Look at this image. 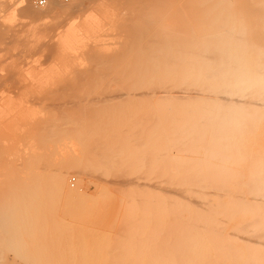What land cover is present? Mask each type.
<instances>
[{
  "label": "rangeland",
  "instance_id": "rangeland-1",
  "mask_svg": "<svg viewBox=\"0 0 264 264\" xmlns=\"http://www.w3.org/2000/svg\"><path fill=\"white\" fill-rule=\"evenodd\" d=\"M20 1L0 5V97L22 86L38 111H0V264H264V0H184L194 17L170 0L162 36L132 31L138 0H71L36 21L12 14ZM69 24L74 52H58ZM107 33L117 45L98 50Z\"/></svg>",
  "mask_w": 264,
  "mask_h": 264
},
{
  "label": "bare ground",
  "instance_id": "bare-ground-1",
  "mask_svg": "<svg viewBox=\"0 0 264 264\" xmlns=\"http://www.w3.org/2000/svg\"><path fill=\"white\" fill-rule=\"evenodd\" d=\"M6 0H0V5L2 4V3H4ZM33 1V2H32ZM76 1V0H75ZM172 1V0H171ZM171 1L170 0H138V2H137V8H135L136 9V15L134 14V16H136V17H134V20L132 19V25H131V29H132V31H136L139 35H141V36H144V35H152V34H157V33H161V35L160 36H162V33L163 32H167V31H171L172 29H173V27L175 26H171L170 24V22H172V19H174V18H177V16H173V18H170V12H171V9H174V10H176L175 9V6L173 5L174 3H172V5L173 6H171L170 5V3H171ZM175 1V0H174ZM190 1H193V0H187V2L189 3ZM197 0H195L194 2H196ZM224 2L226 1V0H223ZM238 1H240V0H238ZM247 1V0H246ZM249 1V0H248ZM247 1V2H248ZM256 1V0H255ZM255 1H253V2H255ZM259 1V0H258ZM13 2V1H12ZM82 2V1H81ZM177 2H179L178 0H176V2H175V5H176V3ZM257 2V1H256ZM264 2V1H263ZM5 3H7V2H5ZM236 3V2H235ZM249 3V2H248ZM70 4H71V0H65V1H61V0H46V2L43 4V5H39L38 3H37V0H21L20 1V5L18 6V7H13V5H15V3L14 4H12V6L9 8V9H11V11H13L12 12V14H15L16 13V11H21V13L24 15V16H26V17H29V18H31L32 19V21H36V20H38V19H40V18H43L44 16H46V15H48V14H50L51 12H53V11H55L57 8H67V7H69L70 6ZM80 5V1L75 5V6H77V5ZM83 4V3H82ZM178 4V3H177ZM182 4V2L179 4V7L180 6H182L183 8H184V10L186 11V9L185 8H187V7H185V5H184V0H183V4ZM237 4V3H236ZM251 5H252V3H250ZM250 4H248L249 6H250ZM78 5V6H79ZM195 5V4H194ZM193 5V6H194ZM2 6V5H1ZM0 6V7H1ZM82 6V5H81ZM80 6V7H81ZM84 6V5H83ZM87 6V5H86ZM90 6V5H89ZM88 6V7H89ZM170 6H171V8H170ZM188 6H190V5H188ZM197 6V5H196ZM206 6V5H205ZM236 6V5H235ZM239 6V5H238ZM241 6H243V5H241ZM260 6V5H259ZM259 6H257V7H259ZM264 6V5H263ZM252 8H253V5L251 6ZM250 7V8H251ZM256 7V6H255ZM8 8V7H7ZM84 8H86V7H84ZM200 7H198L197 9H199ZM249 8V9H250ZM259 8H261V6L259 7ZM81 9H82V7H81ZM169 9V11H167ZM180 9V8H179ZM177 10L176 11V14H177V12L178 11H180V10ZM239 9V8H238ZM255 9H257V8H255ZM74 10H75V7H74ZM73 10V11H74ZM174 10H172V12H173V14L175 13L174 12ZM200 11H201V9H199ZM199 10H198V12H199ZM246 10H248V8H246ZM252 10V9H251ZM251 10H248L249 12H251ZM257 10H259V9H257ZM187 11H190V12H187ZM186 11V13L187 14H191L193 17H194V15H193V11L194 10H187ZM225 11H227L226 13H230V10L229 9H225ZM242 11H244V9L242 10ZM255 11V10H254ZM75 12V11H74ZM171 12V13H172ZM240 12H241V10H240ZM256 12H258V11H256ZM261 12V11H260ZM197 13V12H196ZM243 13V12H242ZM262 13H264L263 12V10H262ZM175 14V15H176ZM180 14V13H179ZM179 14H177L178 15V18L180 17L179 16ZM198 14V13H197ZM243 14H245V13H243ZM242 14V15H243ZM261 13H256V16H259ZM51 15V14H50ZM49 15V16H50ZM131 15H132V13H131ZM169 15V19H168V16ZM251 16H252V14H250ZM263 15V14H262ZM262 15H260L259 16V18L260 17H262ZM187 17H188V19H190V22H191V17H190V15H186ZM186 16H184V18H183V16L182 17H180V18H182L183 20H182V22H184V19H186L187 17ZM200 16V15H199ZM197 17V18H199V20H201V18L202 17ZM133 17V16H132ZM186 17V18H185ZM193 17H192V19H193ZM247 17V16H246ZM179 18V19H180ZM211 18V17H210ZM250 19H251V17H249ZM263 18V17H262ZM86 21H87V24L90 26V27H93V28H95L97 31L98 30H101V28H100V25L98 24V21H97V19H96V17L92 14V12H89V13H87V16H86ZM166 19L167 20H169V23L166 21ZM171 19V20H170ZM248 19V18H247ZM175 20V19H174ZM196 20H198V19H195L194 20V22H196ZM203 20V19H202ZM245 20H246V18H245ZM178 22H179V20H178ZM177 22V23H178ZM185 22H186V20H185ZM204 22H205V19H204ZM247 22H248V20H247ZM76 23V22H75ZM187 23V22H186ZM185 23V24H186ZM198 23V22H197ZM190 24V23H189ZM189 24H186V25H189ZM196 24V23H195ZM254 24V23H253ZM74 25V24H73ZM72 24H69L66 28H65V30L64 31H62V32H60V33H56V35H54V40H53V42L52 43H49V45H52L53 47H55L57 50H58V52H74V48H73V46H74V44H75V41H76V39H75V35H74V26H73ZM130 25V24H129ZM172 25H173V22H172ZM186 25H184V23H183V25H181L180 26V23H178L177 25H176V27H178V28H180L181 29V27L183 26V28H185L184 26H186ZM247 25V24H246ZM0 26H1V23H0ZM129 27V26H128ZM172 27V28H171ZM194 27H197V26H194ZM181 29V34L180 35H182V34H184L183 33V31L184 30H188V29H186V28H189V27H186L185 29ZM113 29H115V28H111V30L110 31H112ZM171 29V30H170ZM189 31V30H188ZM188 31H186V33L188 32ZM197 31V30H196ZM29 33H28V35H27V37L29 38V40H30V42H32V43H35V41H33V39L34 40H37L38 39V37H37V32H36V30H35V26H30V29H29V31H28ZM253 33V32H252ZM256 33H259L258 32V30H257V32ZM255 33V36L257 35ZM169 34V36H170V34H172L173 36H174V34H173V32L172 33H170V32H168L166 35H168ZM260 34V33H259ZM108 37H107V39H105L103 42H101V43H99V46L97 45V43H95V45L97 46V48H98V50H105V51H107V50H113L114 49V47L117 45V42H116V40L115 39H113V37H112V34L110 33L109 35H108V33L106 34ZM165 35V33L163 34V36ZM171 35V36H172ZM199 35H200V33H199ZM202 35H204V34H202ZM1 36H3L2 34H0V38H1ZM170 36V37H171ZM178 35H176V36H174V37H176V39H175V42L179 39V37H177ZM189 36V35H188ZM201 36V35H200ZM252 36H254V35H251V37ZM168 37V36H167ZM202 37V36H201ZM3 38V37H2ZM37 38V39H36ZM165 38H166V36H165ZM178 38V39H177ZM183 38V39H182ZM186 37H184V35L180 38V39H182V40H180L181 42L183 41V42H185V41H188L189 42V40H188V37L185 39ZM203 38V37H202ZM257 38V37H256ZM160 39H161V37H160ZM184 39H185V41H184ZM205 39H206V37H205ZM252 39V38H251ZM178 40V41H179ZM254 40V39H253ZM253 40H251V41H253ZM177 41V42H178ZM179 41V44L181 43ZM156 42V41H155ZM154 42V43H155ZM160 42H162V41H160ZM257 42V41H256ZM255 41H254V43L255 44H258L259 45V43H260V41L258 40V42L256 43ZM136 43V42H135ZM165 43V42H164ZM186 43V42H185ZM207 43V42H206ZM0 44H4V42H0ZM159 44V43H158ZM157 44V45H158ZM161 45H162V43H160ZM194 44H196V43H194ZM262 44V43H261ZM260 44V45H261ZM48 45V46H49ZM186 45V44H185ZM160 45H158L157 47H159ZM263 46V45H262ZM149 47V46H148ZM156 47V48H157ZM144 49H146V48H144ZM149 49V48H148ZM179 49L181 50L182 48L181 47H179ZM157 50V49H156ZM104 51V52H105ZM165 51V50H164ZM103 52V53H104ZM214 52V51H213ZM163 54V53H162ZM182 54V53H181ZM178 55V54H177ZM154 56V55H153ZM184 56V55H183ZM202 56V55H201ZM160 57V56H159ZM203 57V56H202ZM201 57V58H202ZM205 57H207V55H205ZM154 58H156V57H154ZM191 58V57H190ZM213 58V57H212ZM99 61H101L102 59H103V57H98L97 58ZM193 59V58H192ZM98 60H97V62H98ZM109 60V59H108ZM185 60V59H184ZM170 61V60H169ZM100 63H102V62H100ZM104 63V62H103ZM108 63H110V61H108ZM107 63V64H108ZM182 63H183V61H182ZM211 64V63H210ZM102 65V64H101ZM101 65H100V67H101ZM103 66H104V64H103ZM212 66V65H211ZM110 67H111V65H110ZM102 68V67H101ZM105 68V67H104ZM212 68V67H211ZM214 68V67H213ZM106 69V68H105ZM104 69V70H105ZM185 69V68H184ZM89 70V69H88ZM90 70H94V69H92L91 67H90ZM89 70V71H90ZM210 71H212V70H209V72ZM91 72V71H90ZM95 72H98V70H95ZM107 72H109V71H107ZM195 73V72H194ZM108 74V73H107ZM107 74H104V75H107ZM213 74V73H212ZM80 75V77H81V75H83V74H79ZM99 75H100V73H99ZM102 75V74H101ZM103 75V76H104ZM214 75V74H213ZM84 76V75H83ZM83 76L81 77L82 79H84L83 78ZM87 76V75H86ZM92 76V75H91ZM210 76H211V74H210ZM77 77V76H76ZM107 77V76H106ZM80 78V79H81ZM89 78V77H88ZM78 79H79V77H78ZM77 79V80H78ZM79 79V80H80ZM104 79V78H103ZM87 80V82L89 81L88 79H86ZM86 80H84V81H86ZM114 80H116V79H114ZM114 80H112L113 82H114ZM119 80V79H118ZM90 81H91V77H90ZM93 82H95V81H93ZM117 82V81H116ZM120 82V81H119ZM211 82H213V81H211ZM91 83V82H90ZM118 84V83H117ZM0 85H3L4 86V88H5V86H7V84H5V82L3 81V82H0ZM75 84H72V83H66V86L68 87H70V89L68 90V91H64L65 92V95H66V93L67 94H69V95H71L72 94V96H73V94H75V92H73V90L75 89V90H77V89H81L80 87H79V85H78V81H77V85H78V88L76 89V88H73V86H74ZM91 85H93V83L91 84ZM90 84H89V88L88 89H90L91 86ZM113 85V84H112ZM65 88H66V86L65 85H63ZM62 86V87H63ZM85 86H87V85H85ZM114 86V85H113ZM38 87H40V85L38 86ZM61 87V86H60ZM63 87V88H64ZM88 87V86H87ZM169 87V86H168ZM10 89H9V91L7 90V94H3V96H1L0 97V111H5V110H8V109H17V110H20V112H23V110L24 109H27V110H34V114H36V112L38 111L37 110V104H36V101L35 100H37L38 98L37 97H34V98H32V96L34 95V92H30V91H28V90H26L24 87H18V86H14V85H10V87H9ZM72 88H73V90H72ZM12 89V90H11ZM104 89V88H103ZM124 89V88H123ZM152 90H155V88L153 89V88H151ZM181 89H183L184 90V88H181ZM4 91H5V89H3ZM72 90V91H71ZM125 90V89H124ZM178 90V89H177ZM3 91V92H4ZM59 91H61V89L59 88ZM89 91V90H88ZM109 91H111V88H110V90ZM145 91V90H144ZM167 91V90H166ZM179 91V90H178ZM187 91V90H186ZM190 91H192V90H190ZM214 91V90H213ZM64 92L62 91V92H60V94L61 93H63L64 94ZM104 92V91H103ZM102 92V93H103ZM113 92V91H112ZM111 92V93H112ZM160 92V91H159ZM176 91H174V93H175ZM214 92H216V91H214ZM87 93V92H86ZM102 93H101V91H100V94L102 95ZM114 93V92H113ZM112 93V94H113ZM119 93H121V92H119ZM139 93V92H138ZM143 93V95H144V92H142ZM158 92H156V94H157ZM164 93V92H163ZM180 93V92H179ZM59 94V93H58ZM78 94V93H77ZM84 94V93H83ZM91 94H93V92H91ZM99 94V95H100ZM110 93L109 92H107L106 93V95L108 96ZM112 94H110L109 96L111 97V95ZM133 94V93H132ZM159 94V93H158ZM173 94V93H172ZM178 94V93H177ZM183 94V93H182ZM79 95V94H78ZM85 95V97L87 96L86 94H84ZM126 95V94H125ZM140 95H141V93H140ZM155 95V94H154ZM60 96V95H59ZM61 96H63V95H61ZM81 96V95H80ZM80 96H78V98L80 99ZM92 96V95H91ZM103 96H105L104 94H103ZM113 96H115V95H113ZM118 96H119V94H118ZM117 96V98H119V97H121V96H119L118 97ZM146 96V95H145ZM160 96V95H159ZM178 95H176V97H177ZM188 96V95H187ZM189 96L191 97V96H193V97H195L194 95H190L189 94ZM68 97V96H67ZM73 97H75V95L73 96ZM72 97V98H73ZM77 97V96H76ZM83 96H81V98H82ZM93 98H94V96H92ZM155 97V96H154ZM174 97H175V94H174ZM179 97V96H178ZM183 97H184V95H183ZM193 97H191V98H193ZM206 97H208V96H206ZM64 98V97H63ZM71 98V97H70ZM95 98H96V96H95ZM95 98L93 99V100H95ZM111 98H113V97H111ZM114 98H116V97H114ZM151 98V97H150ZM221 98V97H220ZM223 98V97H222ZM102 99V98H101ZM63 100V99H62ZM65 100H66V98H65ZM81 100V99H80ZM80 100H78V103H79V101ZM85 100H88V98L86 97V99ZM98 100V96H97V98H96V101ZM104 100L106 101L107 100V102H108V100H110L109 99V97H107V98H105L104 99V97H103V101H101V102H103L104 103ZM227 100V99H226ZM233 100V99H232ZM73 101H75V103H77V100H75V98H74V100ZM84 101V100H83ZM82 101V102H83ZM89 101V100H88ZM96 101H94V102H96ZM228 101V100H227ZM60 102V104H61V101H59ZM63 102V101H62ZM85 102V101H84ZM93 102V103H94ZM98 102V101H97ZM68 103V102H67ZM76 104V107H77V105H79V104ZM99 103V102H98ZM245 103H246V101H245ZM74 104V103H73ZM90 104H92L91 102H90ZM67 105V104H66ZM87 105H89L88 103H87ZM26 106V107H25ZM58 106H60V105H58L57 104V107ZM68 106V105H67ZM74 106H75V104H74ZM92 106H94L93 104H92ZM56 107V108H57ZM61 107H62V104H61ZM70 108L72 107V105L70 104V106H69ZM60 108V107H59ZM59 108H57V109H59ZM56 109V110H57ZM64 109V108H63ZM74 109H75V107H74ZM88 109V108H87ZM69 110V108L66 110V111H68ZM71 111H73V109H70ZM77 110V109H76ZM65 111V112H66ZM63 114V113H62ZM50 116V115H49ZM63 117V116H62ZM71 117V116H70ZM64 118V117H63ZM71 120V119H70ZM74 121V120H73ZM154 122V121H153ZM45 123V122H44ZM64 123V122H63ZM78 124V123H77ZM42 125V124H41ZM44 127V126H43ZM151 129V128H150ZM215 134H216V132H215ZM216 136V135H215ZM193 138H194V136H193ZM194 139H196V138H194ZM202 139V138H201ZM201 139H199L200 141H201ZM180 143H181V141H180ZM203 143V142H202ZM193 145V144H192ZM169 146V145H168ZM197 146V145H196ZM171 148V147H170ZM212 148H213V146H212ZM172 150V149H171ZM175 150V149H174ZM198 150V149H197ZM214 150V148L212 149V151ZM183 151V150H182ZM193 151V150H192ZM194 151H195V149H194ZM192 154V153H191ZM214 155V154H213ZM152 159V158H151ZM194 161V160H193ZM193 163V162H192ZM207 164H209V162L207 163ZM134 165H135V163H134ZM200 165V164H199ZM147 167V166H146ZM186 167V166H185ZM189 167V166H188ZM212 167V166H211ZM214 168V167H213ZM59 169V168H58ZM78 169V168H77ZM212 169V168H211ZM57 170V169H56ZM65 170V169H64ZM252 170V169H251ZM78 171V170H77ZM180 171V170H179ZM209 171H211V170H209ZM216 171V170H215ZM214 171V173H216ZM222 171H224L223 169H222ZM88 172V171H87ZM207 172V171H206ZM157 173V172H156ZM195 174V173H194ZM65 175V174H64ZM212 175H214V174H212ZM216 175V174H215ZM208 176H209V174H208ZM207 176V177H208ZM214 177V176H213ZM212 177V178H213ZM186 178V177H185ZM192 178V177H191ZM191 178H189V179H191ZM64 179L65 178H62V177H60V176H58V177H56V180H55V184H56V186L57 187H61L62 186V184H64L65 182H63L64 181ZM150 179V178H149ZM166 179V178H165ZM192 179H194V178H192ZM199 179H201V178H199ZM214 179H216V177H214ZM209 179H207V181H208ZM197 182H199V180H196ZM156 182V181H155ZM183 182V181H182ZM187 182V181H186ZM210 182V181H209ZM208 182V183H209ZM214 182H216L215 180H214ZM177 183V182H176ZM190 181L189 182H187V184H188V187L190 186ZM192 183V182H191ZM196 183V182H195ZM207 183V188H208V185H210V183L208 184ZM215 184V183H214ZM214 184L212 183V186H214ZM222 184V183H221ZM219 185V184H218ZM167 186V185H166ZM173 186V185H172ZM20 187V186H19ZM174 187V186H173ZM187 187V186H186ZM191 187V186H190ZM211 186H209V188H210ZM22 188V187H21ZM167 188H169V187H167ZM215 188H216V186L214 187V190H215ZM218 188V187H217ZM28 189V188H27ZM160 189V188H159ZM196 189H198V187H196L195 188V190ZM201 189V188H200ZM170 191H171V189H169ZM177 190V189H176ZM179 190V189H178ZM191 190V189H190ZM24 191H26V190H24ZM175 191V190H174ZM191 191H194V190H191ZM197 191H200V190H197ZM205 191H206V194L207 195H212V193H209L206 189H205ZM6 192V191H5ZM16 192V191H15ZM179 192V191H178ZM182 192V191H181ZM180 192V193H181ZM208 192V193H207ZM199 194L201 193V192H198ZM173 194H174V192H173ZM202 194V193H201ZM184 196V195H183ZM203 197V196H202ZM258 197V196H257ZM185 199V198H184ZM218 199V198H217ZM259 199V198H258ZM202 200V199H201ZM210 200H212V199H210ZM209 200V201H210ZM24 202V201H23ZM190 202V201H189ZM200 202V201H199ZM205 203V202H204ZM204 206H206V205H204ZM19 207H20V205H19ZM21 207H23L22 206V204H21ZM207 207V206H206ZM201 208H202V206H201ZM208 210V209H207ZM206 210V211H207ZM10 212H11V210H10ZM199 212H200V210H199ZM203 212H201V214H202ZM200 214V215H201ZM214 216V215H213ZM9 217V216H8ZM25 217V216H24ZM198 218V217H197ZM199 218H201V216L199 217ZM203 218V217H202ZM12 219V218H11ZM203 221H204V219H203ZM13 222V221H12ZM22 222V221H21ZM11 223V222H10ZM9 223V224H10ZM23 223V222H22ZM200 223V222H199ZM177 224V223H176ZM203 224H205V223H203ZM248 224H250V223H248ZM248 224H247V226H248ZM12 225H14V224H12ZM251 225V224H250ZM249 225V226H250ZM205 226V225H204ZM21 227V226H20ZM203 227V226H202ZM203 228H205V227H203ZM9 229V228H8ZM15 229V228H14ZM200 229V228H199ZM206 229V228H205ZM214 229V228H213ZM247 229V228H246ZM168 230V229H167ZM171 230V229H170ZM240 230H242V229H240ZM245 230V229H244ZM254 230V229H253ZM182 231H184V230H182ZM210 231V230H209ZM208 231V232H209ZM22 232L23 233H26V232H24V231H22L21 229H20V231H19V233H21L22 234ZM28 232V231H27ZM219 232V231H218ZM29 233V232H28ZM184 233V232H183ZM216 233V230H215V232H214V234ZM15 234V233H14ZM27 234V233H26ZM210 234V233H209ZM212 234V233H211ZM235 234V233H234ZM251 234V233H250ZM260 234V233H259ZM259 234L255 237V239H257V241L258 240H260V239H262L261 238V236L262 235H260L259 236ZM23 235V234H22ZM27 235H29V234H27ZM27 235H25V236H27ZM205 235V234H204ZM216 235V234H215ZM218 235V234H217ZM252 235V234H251ZM254 235V234H253ZM219 236V235H218ZM24 237V236H23ZM212 237V236H211ZM220 237H222V236H220ZM248 238V237H247ZM25 239V238H24ZM213 239V238H212ZM252 239H254V238H252ZM17 240V239H16ZM26 240V239H25ZM18 241V240H17ZM27 241V240H26ZM261 241H263V240H261ZM261 241H259V242H256V240H255V242L256 243H260ZM254 242V243H255ZM30 244V243H29ZM261 244V243H260ZM262 245H264V244H262ZM27 246V245H26ZM34 248V247H33ZM19 249V248H18ZM57 261V260H56ZM180 262V261H179Z\"/></svg>",
  "mask_w": 264,
  "mask_h": 264
},
{
  "label": "built area",
  "instance_id": "built-area-1",
  "mask_svg": "<svg viewBox=\"0 0 264 264\" xmlns=\"http://www.w3.org/2000/svg\"><path fill=\"white\" fill-rule=\"evenodd\" d=\"M46 2V0H37V3L39 5H43ZM71 180H74V178H71Z\"/></svg>",
  "mask_w": 264,
  "mask_h": 264
}]
</instances>
